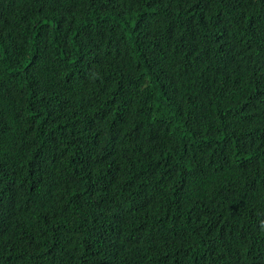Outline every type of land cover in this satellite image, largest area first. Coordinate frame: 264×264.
Wrapping results in <instances>:
<instances>
[{
	"label": "trees",
	"instance_id": "trees-1",
	"mask_svg": "<svg viewBox=\"0 0 264 264\" xmlns=\"http://www.w3.org/2000/svg\"><path fill=\"white\" fill-rule=\"evenodd\" d=\"M0 264H264V0H0Z\"/></svg>",
	"mask_w": 264,
	"mask_h": 264
}]
</instances>
